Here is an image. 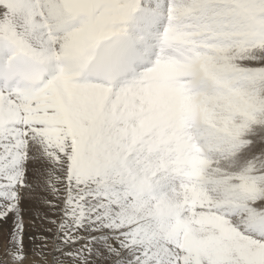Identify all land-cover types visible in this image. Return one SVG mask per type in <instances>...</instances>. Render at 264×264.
Masks as SVG:
<instances>
[{"label":"snow or ice","instance_id":"1","mask_svg":"<svg viewBox=\"0 0 264 264\" xmlns=\"http://www.w3.org/2000/svg\"><path fill=\"white\" fill-rule=\"evenodd\" d=\"M158 25L188 49L182 93L198 132L178 167L182 200L153 211L124 179L102 90L80 73L147 48ZM209 151L229 170L211 175ZM36 160L46 196L29 219L53 235L29 236V249ZM0 228V264L43 256L49 239L52 264H264V0H0Z\"/></svg>","mask_w":264,"mask_h":264},{"label":"rangeland","instance_id":"2","mask_svg":"<svg viewBox=\"0 0 264 264\" xmlns=\"http://www.w3.org/2000/svg\"><path fill=\"white\" fill-rule=\"evenodd\" d=\"M38 161L39 163L37 164ZM38 161H33L29 167V176L34 185L35 192L32 197H29L26 199L25 204H24L25 212H26L25 214V228H26L25 244L29 245V249L32 248V245L30 241L28 240L29 236L34 235L36 233H44L48 235L49 237L53 235V232L49 231V229L53 228L52 225L48 223L41 224L39 222L33 225L29 219V216L32 214L33 209L36 207H40V205L36 203L37 198L43 199L46 196V193L44 192V185L47 180L48 170L42 161L40 160ZM48 199H51V197H48ZM41 211L46 213L47 216L50 217L51 219L56 218L55 213L53 211H50L47 208H41ZM5 237H6V232L2 228H0V260L4 258ZM35 243L36 245H39L40 240L38 239ZM28 262L29 264L30 262L31 264L37 263V262H39L37 264H52V240L49 239L48 247L43 256H41V254L38 251L34 255L31 254V251H30L28 258L25 260V263L28 264Z\"/></svg>","mask_w":264,"mask_h":264},{"label":"bare ground","instance_id":"3","mask_svg":"<svg viewBox=\"0 0 264 264\" xmlns=\"http://www.w3.org/2000/svg\"><path fill=\"white\" fill-rule=\"evenodd\" d=\"M226 158L230 161V159H231V157L230 156H226ZM36 161H38V160H36ZM229 161L228 162H226L225 164H223V166L221 167V169H222V171H223V173L224 172H226V171H228L229 170V168L231 167V164L229 163ZM36 163V162H35ZM39 163V161L37 162V164ZM3 251V250H2ZM31 261V260H30ZM33 263V262H32ZM37 263H39V262H37ZM37 263H33V264H37ZM25 264H27V263H25ZM28 264H29V262H28ZM30 264H31V262H30Z\"/></svg>","mask_w":264,"mask_h":264}]
</instances>
